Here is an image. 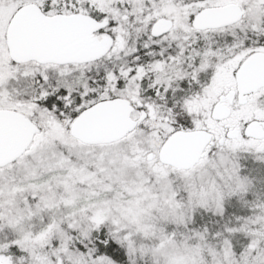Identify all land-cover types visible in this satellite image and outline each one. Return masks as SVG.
Segmentation results:
<instances>
[{
	"label": "snow or ice",
	"instance_id": "6c2138e0",
	"mask_svg": "<svg viewBox=\"0 0 264 264\" xmlns=\"http://www.w3.org/2000/svg\"><path fill=\"white\" fill-rule=\"evenodd\" d=\"M0 264H264V0H0Z\"/></svg>",
	"mask_w": 264,
	"mask_h": 264
}]
</instances>
